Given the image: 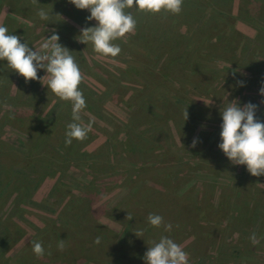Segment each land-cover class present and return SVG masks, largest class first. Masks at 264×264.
<instances>
[{
  "label": "rangeland",
  "instance_id": "1",
  "mask_svg": "<svg viewBox=\"0 0 264 264\" xmlns=\"http://www.w3.org/2000/svg\"><path fill=\"white\" fill-rule=\"evenodd\" d=\"M126 11L136 29L105 58L78 41L95 26L87 10L0 0L9 34L41 51L54 30L72 52L87 105L81 120L92 124L66 146L71 102L0 61V264H144L161 236L189 264H264V176L218 148L227 102L257 105L264 122V0H183L178 15ZM150 213L171 231L151 227Z\"/></svg>",
  "mask_w": 264,
  "mask_h": 264
},
{
  "label": "clouds",
  "instance_id": "2",
  "mask_svg": "<svg viewBox=\"0 0 264 264\" xmlns=\"http://www.w3.org/2000/svg\"><path fill=\"white\" fill-rule=\"evenodd\" d=\"M77 10H87L90 15L87 21H95V26L85 27L80 31L78 41L91 44L94 53L105 57L115 58L121 53V48L114 43L126 35L134 33L137 20L130 11L137 13L178 15L182 11L183 0H68ZM33 4L37 0H32ZM41 20H49L50 13L41 9L38 12ZM41 51H36L21 37L9 34L8 28L0 25V61H6V67L22 77L25 83L29 81H47V90L60 101L72 104L73 123L67 125L65 145L70 146L73 140L83 141L92 130V124H85L80 113L86 108V100L79 90L83 80L80 67L72 52L61 46L58 34L54 33L45 39ZM43 70L45 75L38 78V72ZM242 84V82H240ZM259 94L264 97V86ZM264 103V101H262ZM257 105L246 103L243 106L234 100L227 102L220 113L219 150L233 166H245L253 177L264 176V122L256 118ZM184 121L188 119L186 109L183 112ZM197 140L194 139L192 147ZM130 221V215H126ZM147 222L151 227L171 231L172 225L165 224L160 215L149 214ZM144 230H138L135 236H142ZM96 237L94 243H100ZM58 249H65L64 240H60ZM33 254L37 258L45 255L42 242L34 241ZM144 264H189V254L168 236H161L159 241H153L143 257Z\"/></svg>",
  "mask_w": 264,
  "mask_h": 264
},
{
  "label": "trees",
  "instance_id": "3",
  "mask_svg": "<svg viewBox=\"0 0 264 264\" xmlns=\"http://www.w3.org/2000/svg\"><path fill=\"white\" fill-rule=\"evenodd\" d=\"M178 198H181V197H178Z\"/></svg>",
  "mask_w": 264,
  "mask_h": 264
}]
</instances>
